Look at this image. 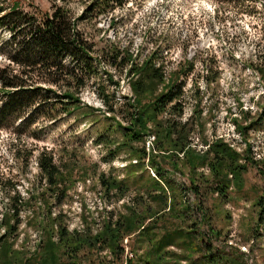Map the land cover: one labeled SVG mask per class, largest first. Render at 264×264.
<instances>
[{"label":"rangeland","instance_id":"rangeland-1","mask_svg":"<svg viewBox=\"0 0 264 264\" xmlns=\"http://www.w3.org/2000/svg\"><path fill=\"white\" fill-rule=\"evenodd\" d=\"M228 2L128 0L123 7H115L111 13L82 22L78 28L95 43L96 49L107 39L122 48L128 47L138 61L155 50L156 59L163 63L166 75L177 72L186 60L194 62L191 73L179 75V81L183 83L182 122L189 118L194 106L197 111L192 121L193 148L199 153L204 152L208 148L205 144L214 138H222L237 152H242L247 143L251 146L253 162L247 165L239 184L233 186L232 183L223 197L209 190L211 180L207 169L197 171V195L187 191L191 176L185 168L172 172L170 164L164 163L163 170L177 187L184 189L183 195L191 207L199 203L207 209L209 225L217 233L216 239L209 236L207 224L201 221L195 209L186 216L184 226L195 224L205 241L211 242V253L218 250L222 257H237L240 264H264V223L257 226L255 206L264 188V86L254 71L256 66L264 67V0H243L242 7L238 2ZM0 3L5 6L16 3L20 10L29 14H50L52 3L64 4L76 19L90 0H0ZM110 19L112 25H109ZM7 38L8 32L0 30V43ZM203 60L210 71L208 77L216 76L209 86L203 78ZM6 67L15 69L0 55V70ZM103 72L99 70L97 78L87 82L78 95L79 108L69 115L64 114L60 106L49 115L51 119L39 117L31 126L23 120V114L0 119V238L6 235L2 221L18 208L19 224L8 239L13 243L12 249L21 253V258L39 251L47 226L52 223L49 215L69 233L95 232L103 222L123 213L125 206L132 202L143 184L137 183L135 177L158 179L145 161L144 170L125 179L129 190L124 198L117 199L102 191L101 174L123 179L128 176L127 171L138 166L128 150H118L112 159L109 156L122 142L116 122L126 125L127 113L118 109L113 114L107 113L96 90L105 89L118 104L123 102L122 97L130 98L131 92L124 75L119 76L114 71L109 72L114 81H119V86L107 88L108 77ZM52 90L60 94L61 89L54 87ZM50 98L55 97L50 94ZM2 101L0 96V104ZM246 113L249 120H244ZM234 119L242 126H248L250 120L253 123L245 135H240L234 129ZM200 124L202 127L198 128ZM152 141L153 138L148 137L147 150ZM42 151L51 154L62 173L57 188L47 187L39 174L36 157ZM16 196L21 199V204L13 200ZM44 200L47 203H43ZM130 240L122 242L126 254ZM100 261L121 264L124 256L113 261L106 250H100L83 258L81 264H98ZM63 262L71 264L67 258Z\"/></svg>","mask_w":264,"mask_h":264},{"label":"trees","instance_id":"trees-1","mask_svg":"<svg viewBox=\"0 0 264 264\" xmlns=\"http://www.w3.org/2000/svg\"><path fill=\"white\" fill-rule=\"evenodd\" d=\"M127 1L90 0L76 19L64 4L52 3L50 14H29L20 10L16 3L11 6L0 3V30L8 32V38L0 43V55L15 66V69L6 67L0 70V96L3 99L0 119L23 114V120L31 126L39 117L51 119L49 115L60 106L63 113L69 115L79 108L78 95L88 81L97 78L99 70H103L108 77L106 87L117 88L119 81H114L109 72L114 71L119 76L124 75L131 97H122L123 102L118 104L105 89L96 90V96L107 113L113 114L115 109L126 110L127 113L126 125L116 122L122 142L109 156L112 159L118 150H128L136 158L138 166L135 170L127 171L128 176L123 179L101 174L99 185L106 195L124 198L129 190L128 180L125 179H130L132 173L144 170L146 160L158 178L135 177L137 183L143 184L132 202L125 206L123 213L103 222L95 232L69 233L49 215L52 223L47 226L45 239L39 251L29 257L21 258V253L12 249L13 243L8 239L19 224V210L15 208L2 221L6 235L0 238V264H64L63 259L66 258L71 260V264H81L83 258L100 250H106L113 261L124 256L121 264H240L237 257H222V252L218 250L211 253V242L205 241L195 224L184 226L186 216L195 209L201 221L207 224L209 236L217 237L209 225L207 209L199 203L190 206L183 195L184 189L174 184L170 175L163 170V164H170L172 172L185 168L191 176L187 191L195 195L199 193L195 182L196 176H199L197 171L207 169L211 180L209 190L223 197L232 183L233 186L239 184L247 165L253 162L251 146L245 143L244 150L237 152L222 138H214L205 144L208 148L204 152L199 153L193 148L192 121L197 111L194 106L189 118L182 122L183 83L179 81V75L191 73L194 62L186 60L177 72L166 75L163 63L156 59L155 50L138 61L128 47L122 48L107 39L102 47L96 49L95 43L90 42L78 28V24L111 13L115 7H123ZM232 2L243 6V0H229L228 3ZM216 10L219 11V8ZM112 24L113 20L110 19L109 25ZM5 51L8 53L4 54ZM201 65L204 67L205 84L209 86L216 76L208 77L210 71L204 60ZM254 71L264 86V67L256 66ZM54 87L62 90L60 94L52 90ZM50 94L55 98H50ZM42 108L46 110L40 111ZM246 115L244 120H249V114ZM112 119L115 120L114 117ZM252 123L250 120L248 126H242L238 120H233L234 129L240 135H245ZM147 136L154 137H149L154 139L153 149L149 152L145 149ZM138 144L141 146H134ZM178 154H183L182 158ZM36 164L46 186L57 188L62 173L51 154L40 152ZM13 200L21 204L19 196ZM43 203H47V200ZM255 206L256 224L260 227L264 223V188ZM124 239H131L127 254L122 247Z\"/></svg>","mask_w":264,"mask_h":264}]
</instances>
